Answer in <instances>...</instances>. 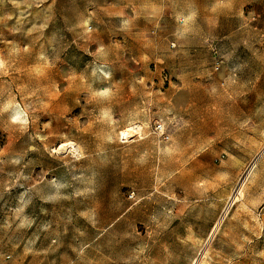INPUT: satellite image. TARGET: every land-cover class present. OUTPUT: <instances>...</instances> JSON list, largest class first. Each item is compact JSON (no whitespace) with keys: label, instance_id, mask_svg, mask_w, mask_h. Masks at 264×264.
<instances>
[{"label":"rangeland","instance_id":"374dc122","mask_svg":"<svg viewBox=\"0 0 264 264\" xmlns=\"http://www.w3.org/2000/svg\"><path fill=\"white\" fill-rule=\"evenodd\" d=\"M154 120L231 133L206 195ZM0 264H264V0H0Z\"/></svg>","mask_w":264,"mask_h":264},{"label":"crops","instance_id":"0c3cea01","mask_svg":"<svg viewBox=\"0 0 264 264\" xmlns=\"http://www.w3.org/2000/svg\"><path fill=\"white\" fill-rule=\"evenodd\" d=\"M159 100L160 109L162 108V102L163 107L166 108L167 98L160 96ZM149 104L151 107V103ZM134 120L133 118L129 120L119 118L115 124L119 125L118 129H122ZM158 121L160 120H154L152 123ZM214 126L216 125H190V130L186 132V135L184 134L186 129L183 127L181 129V136L178 131L179 129H177L176 137L172 141L171 139L169 141H159L157 135L151 137L152 140L157 139L161 144L160 154H163L165 157L170 155L172 156V160L175 159L174 170L168 171V166L160 163L154 176L156 181H166L165 184H167L168 181L172 180V184L178 186H166V188H162L167 196H175L181 193L180 196H191V199L194 200L209 192L213 175L221 171L223 166L222 161H220L221 151L228 146L226 140H229L231 136V133L225 132L224 128L221 131L219 130V132L215 131L213 129ZM144 127L145 129L149 128V125H143ZM149 136L150 134L146 137ZM139 140L134 139V141L125 147H130L136 142H140ZM180 184L184 186L179 187Z\"/></svg>","mask_w":264,"mask_h":264},{"label":"bare ground","instance_id":"6f19581e","mask_svg":"<svg viewBox=\"0 0 264 264\" xmlns=\"http://www.w3.org/2000/svg\"><path fill=\"white\" fill-rule=\"evenodd\" d=\"M142 129H143V127H142L141 124H136V125H133V126H130V127L126 128V129H124L122 131V134L125 135L127 138H130V137H134L138 133L140 134L142 132L141 131ZM68 145H70V144H63L61 147L68 146ZM74 148H76V146ZM241 194H242V187H240L239 189L236 190V192L231 197V199L233 201H235L237 196L241 195ZM223 219H224V215H222L221 218L219 219V221L215 224V227H214L212 233H214V234L216 233V231L218 230V228H219L221 222L223 221Z\"/></svg>","mask_w":264,"mask_h":264},{"label":"built area","instance_id":"2783aa9c","mask_svg":"<svg viewBox=\"0 0 264 264\" xmlns=\"http://www.w3.org/2000/svg\"><path fill=\"white\" fill-rule=\"evenodd\" d=\"M141 131H143V129ZM153 133L157 134L164 141H169L171 139V135L167 132L165 124L161 121L154 123ZM137 135H139V134H137ZM121 137H122L123 142H127L128 140L133 138V137L127 138L123 134H121Z\"/></svg>","mask_w":264,"mask_h":264}]
</instances>
